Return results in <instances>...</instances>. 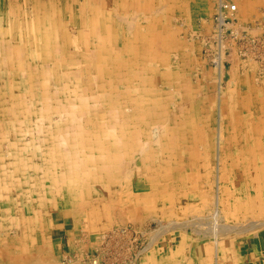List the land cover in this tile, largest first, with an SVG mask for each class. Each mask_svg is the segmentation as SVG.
Returning a JSON list of instances; mask_svg holds the SVG:
<instances>
[{"label":"bare ground","instance_id":"6f19581e","mask_svg":"<svg viewBox=\"0 0 264 264\" xmlns=\"http://www.w3.org/2000/svg\"><path fill=\"white\" fill-rule=\"evenodd\" d=\"M70 1V6L62 11L57 0H24L22 4H27L30 9L29 18L23 13L21 28H19L18 18L17 20L11 19L12 25L9 26L11 31L7 28V31L2 34L5 37L9 35V37L17 36L18 38L21 34L19 29H21L25 37L30 36V39L38 44L33 43V47L41 50L42 47L50 46V42H54L53 28H57V31L62 30L61 22L65 13L71 17V27H75L74 30L79 29L74 34L83 32L84 36L86 33V37L91 38L87 39L89 43L84 45L88 50L94 43V37H102V41L103 38H108L111 44L114 42L122 44L130 54L127 58L129 63L133 62L132 69H146L153 73L160 71L159 64L168 61V54L173 58L176 52L183 50L182 48L186 51H189V47L197 48L205 53V55L200 53L204 61L202 67L204 64L211 65V69L205 71V74L210 77L216 75L217 81L216 94L209 98L207 118L214 115L218 118V122L221 118L222 121L225 119V123H222V126L215 125L213 133H204L203 126L206 125L207 119L199 117L194 106L186 102L187 104L182 105L183 108L180 110L188 117L189 124L194 131L190 133V140L180 141L178 139V144L163 146L158 141V131L156 132L151 123L145 124L144 117H136L138 119L136 124L143 125L144 129L140 128L143 130H122L121 137L125 146L132 136H136L137 141L145 138L150 145L157 147V157L153 155L152 158L151 155H145L143 162L140 161V164L146 167L148 164L156 165L151 173L145 175V179L139 178L140 176L136 173L129 172L120 173L116 178L115 173L119 191L117 193L113 191L114 194L109 193V197L113 198V203L117 202L127 207L125 212L122 211L123 213L118 215L127 220L131 219L138 226L120 224L108 231L100 232V229L104 228L108 222L110 223V220L113 221V210L110 212L109 208L101 205L102 209L98 211L95 209L96 211L93 210L91 214L87 207H93L94 203L90 200L96 197L95 192L89 188L90 186L86 187L82 184L80 188L77 186L80 173H74L71 179L65 181L58 180L57 175L54 174L46 178L45 184L43 181L41 184L39 182V184L28 183L26 191L21 189L22 196L23 192L32 194L42 189L44 194L41 192L39 195H34L37 200L32 202L36 204L37 212L30 207L31 201L25 199L27 193L23 199L18 193L21 197L15 201L11 199L15 188L10 187L6 179L3 182L4 186L0 182V264H228L233 243L237 241L232 238L241 235L245 239L249 237L245 235L248 231L253 232L249 233L250 236L264 231V0ZM17 3V0H0V5L9 6L8 11L15 16H17ZM5 16L0 15L3 17L2 20ZM1 31L2 29L0 34ZM181 36L185 37L187 42H184ZM69 37L77 38L70 34ZM71 38L70 40L73 39ZM179 45L182 48H178ZM105 49V45L100 46V55L96 59L101 66L108 62L107 54H102L107 53ZM72 52L75 51L72 50ZM224 62L231 65L226 72L222 71ZM169 69L171 73L172 67ZM170 73L164 74L166 75L164 77L160 72L156 78L165 88L170 87L173 90L175 84L171 81L175 79L172 78L175 72H172V75ZM107 74L109 78L111 74ZM153 75H147L146 79L152 82ZM164 79L171 80H166L168 83L163 82ZM16 82L17 80H12L11 86H8L9 88L6 86L8 88L6 90L7 100L13 98L14 91L19 92V87L14 86L18 84ZM240 85L242 86L240 90L239 87H235ZM109 86L114 87L111 83ZM135 90L133 89L126 96L120 95L118 99L121 102L133 100L138 103L137 106L139 103L145 105L141 97L143 100L150 98L146 99L142 94L138 95V90ZM152 92L155 93V91L150 92V103L157 104L159 100L152 98ZM181 99L184 101L183 97ZM200 99L203 100V98ZM209 126L206 125V127ZM101 133L106 134V132ZM98 144L100 146L92 150L94 153H102L96 164L98 168L104 166V162L112 165V162L119 161V159L113 161L118 155L109 149L108 144L101 142ZM164 154L170 156L166 158L165 165H162L160 163L163 161L160 162L158 156ZM212 159L214 160L213 174L210 168ZM52 168L54 169L53 166ZM156 169L159 171L154 173ZM7 175L6 172H0V178L7 177ZM98 180L101 183L102 180ZM111 183H113L112 180ZM57 184L59 185L58 190L55 187ZM98 187L100 192L105 191L100 186ZM103 187L105 188V184ZM106 193L104 192V198H106ZM114 207L117 208L115 205ZM145 212L150 214L142 218ZM19 213H22L21 216ZM99 215V218L104 217L106 220L98 224L96 220ZM56 220L67 225L69 223L74 225L73 235L68 233L65 235L68 255L60 254V250L54 252V243L50 241L52 234L61 233L62 228L54 223ZM144 221L154 223L155 226L153 229L143 227L145 226L142 225ZM14 228H17V231H14ZM166 233H171L172 236L169 237V241L167 240L168 244L160 249L157 244L158 240ZM140 238L144 239L142 248L138 246ZM172 244L176 246L172 247Z\"/></svg>","mask_w":264,"mask_h":264},{"label":"rangeland","instance_id":"374dc122","mask_svg":"<svg viewBox=\"0 0 264 264\" xmlns=\"http://www.w3.org/2000/svg\"><path fill=\"white\" fill-rule=\"evenodd\" d=\"M17 1H18V3L16 4L17 16L10 14V12L8 11L9 6L5 7V5H0V9H1L0 15L1 14H4V16L7 15L5 16L3 20L1 19L3 17H0V30L2 29L1 34H0V46H1L0 47V69H1L0 70L1 71L0 73V169L1 171L6 172V174H8L7 177L0 178L1 184L5 182L4 181L5 179L6 181L8 180V185L10 187L15 188L14 189L15 193L13 194L11 199L16 201V200H19V197L22 196L20 192H22V190L26 191L28 183L30 184L40 183L41 184L44 182L45 184L46 183L45 181L48 179V177L54 174L57 175L58 180L65 181V180L71 179L74 173L75 174L80 173L81 176L77 182V186L79 188L81 184L82 186L85 185L86 187L90 186L89 188H91L92 191L95 192L96 197L90 200L92 203H94L93 207H87L88 210H90L91 214L93 210L98 211L99 209H102L101 205H104L103 207L109 208L110 212H112L113 210L112 212L113 213L112 216L114 217V218L112 217L113 221L111 222V220L109 219L110 223L109 222L107 223V225L105 226L106 228L105 227L101 228L100 232L104 230L108 231V229L114 226H118L120 224L122 225L126 224L128 226L133 224L135 226H138L137 223H133L131 219H128L130 220L131 222L130 223L126 218H123V216L118 215V214L121 215L123 212H125L127 210V207L126 205L123 206V205L117 204V202L113 203L114 202L112 200L113 198L109 197V193L111 192L113 193V191L117 193L119 191L118 186L116 185V182H117L116 178H118L117 175L120 173H123V172L124 173H127V172L136 173L137 176H140L139 178L145 179V175L147 173H151L153 167H155L156 165L148 164L146 167L143 164H140V161L143 162L145 155H149V156L151 155L152 158L154 156L157 157V147L154 145H150L149 141L145 140V138H142V139L140 138V140L137 141L136 136L135 137L132 136L131 137L132 139L130 140V142L126 143V146H125L124 140L121 137L122 130H132V131L143 130L144 129L143 125L141 126L139 124H136L138 121L136 117L138 118L144 117L143 122H145V124L151 123L152 126L156 129V132L158 131L157 132L159 136L158 141L163 146L173 145V143H177L178 139L180 141H182V139L190 140V137H189L190 133H194V131L192 130L189 124V121H188L189 119H187L188 117H186L183 113H181V110H180V108H183L182 105L187 104V103H191L194 106V109L197 111V114L200 115L199 117L207 119L206 125H210V126L209 127H206V125L203 126L204 133L208 134V133L215 132V128H216L215 125L220 124V126H222V123H225V119L222 121V119L219 118V122H218V118L214 115L213 117L210 116L207 118L208 105L210 101L209 98L211 96L214 97L216 94L217 81H216V75L210 77L205 74V71H209V68L211 69V65L209 64H204V67H202V64L204 62L202 55H205V53L203 51L200 52V50L199 49L197 50V48L191 49L190 47H189V51H186L184 50V48H182L181 45H179L178 48H182L183 50L176 52L175 53L176 56L173 55L174 56L173 58L171 57L170 54H168V58H169L168 61L164 62L163 64H159L160 66L159 72L154 71L155 73L154 74L150 70L147 71L146 69H139V70L132 69L131 67L133 65V62L129 63L128 58H127L128 55L130 54L127 53V51L123 48L122 44H118L114 42L113 43L114 45H113L110 43L108 38H103V41H104L103 42L101 39L102 37H99V38L94 37V43H92V46L89 47V50H88L84 45L88 44L89 42L87 41V39H91V38L86 37V33L84 36L83 32L79 34L78 33L74 34L75 31L77 32L79 29L76 28V30H74L75 27L74 28L71 27V20H70L71 17H69L65 13H64V19L61 22L62 30L57 31V28L52 29L54 42H50L49 44L50 46L42 47V49L39 50L38 48H34L32 45L33 43L36 45L38 44L34 42L33 39L31 40L30 36L25 37L22 34L21 29H19L21 33L18 36L19 39L17 38V36L9 37L8 35L5 37L4 34H2V32L7 31V28L8 30L11 29L9 27L10 25H12L10 21L11 19L17 20L18 18L19 20L17 21L19 24V28H21L22 19H23L22 15H24L23 13H25V15L29 18L30 9L28 5L22 4L24 0H17ZM57 3L59 5V8L62 11H64L65 8H68L70 6L71 1L70 0H57ZM75 12H77V10H75ZM70 28L73 30L71 31ZM69 34L74 37L77 36V38L74 39L72 37L73 38L72 39L71 37H69ZM70 38L73 41L70 40ZM181 38L184 40V42H187V39L185 37L181 36ZM59 41H60V44H59ZM101 45H105V48L107 49V53L104 52L102 54L103 55L107 54L106 56H108L107 58L108 62L104 66H101L99 61L96 60L98 56L100 55L99 49ZM83 47L85 48L83 49ZM72 50L75 52H72ZM84 54L87 56H85ZM1 59H4V60H1ZM78 64H80V66ZM96 64L98 65L95 66ZM153 64L151 65L153 66ZM70 65H72V67L74 65V67L72 68ZM170 67H172V72H175V74L172 75L171 74L172 72L170 73V69H169ZM228 68H229V63L224 62L222 71L226 72ZM160 72H162L163 75L170 73L172 75V78H175L174 80L172 79L171 81L175 84V86L173 87V90H171L170 87L165 88V86L161 85V83L158 81L159 79L156 77L157 75L159 76ZM13 73L15 74L14 76H13ZM107 73L111 74L109 78H108ZM21 74H23L22 77H21ZM59 74H60V78H59ZM147 75H153L152 77L154 78L152 79V82L148 81L150 79L148 80L146 79ZM165 76L166 75H164V77ZM69 77H71V79ZM77 78H78V81H76ZM93 78L95 79V81ZM12 80H17L18 84L16 82L17 85H14V86L19 87V92L17 93V91H14L12 93L13 98L11 100H7L6 90L11 86ZM166 80L170 81L171 79H164L162 81L165 82ZM109 83H111V85H113L114 87L110 88ZM6 86L7 87L9 86V87L7 88ZM133 89H136L135 91L138 90L137 91L138 95L142 94L143 97H146V99L147 98L151 99L150 92L155 91L156 94L152 92L154 96V97L152 96V98H157L159 101H157V104L150 103V99L143 100L141 97V100L143 101V103H145V105L139 103V106H137L138 103H136L133 100L128 101V102H121V100L118 99L120 95L126 96V94L130 93ZM173 92H175V94ZM133 93L137 94L136 92H133ZM80 96H81V99H80ZM181 96L183 97L184 101H182ZM200 98H203V100ZM109 102L111 103V105ZM86 103L88 104L86 105ZM125 104L128 107L124 106ZM107 106H111V107H107ZM166 106L168 109L166 108ZM130 117L132 119H130ZM167 118H168V122H167ZM159 125L161 127H159ZM140 128H143V129H140ZM101 132H106V134L104 135ZM224 134L226 135L227 132L225 131ZM99 142L108 144L109 149L110 150L112 149L111 151L115 155H118V157L115 158L113 161H116L117 159H119V161L117 160L116 163L112 162L111 163L112 165H107L108 162L107 163L104 162L105 165L102 166L101 168H98L96 164H98L99 155L102 153L101 152L94 153L92 152V150L100 146V144H98ZM1 144L3 145L5 149L2 147ZM36 150L38 151V153ZM165 153H167V151H165ZM107 155L108 154L106 153V156ZM168 155L169 154L158 156L159 157L158 159H160L159 161L160 162L163 161L160 164L165 165L164 162L166 158L170 156ZM41 156L43 159L41 158ZM44 161L45 163H43ZM17 162H20V163H17ZM26 166L28 168H26ZM41 166H43V168ZM52 166L54 167V169L52 168ZM210 166H211L210 168H212V174H213V166H214L213 159H212V162H210ZM37 167L41 169H38ZM128 169H131V170H128ZM158 171L159 170L156 169L154 173ZM83 172H85L86 174ZM114 174L116 175V178ZM16 176H18V178ZM98 179L102 180L101 183ZM87 180L88 181L90 180V182H88ZM111 180L113 183H111ZM30 181H33V182H30ZM104 184H105V188L103 187ZM98 186L105 189V191L100 192L101 190L99 191L100 188ZM55 187H57L56 190H58L59 185L57 184L55 185ZM109 187H110V190H109ZM41 192H42V189L36 190L32 194L23 192V196L27 193L25 195V199L31 201L30 207H33L35 209L34 212H37V209H36L37 206L36 204H32V202L37 200V197L35 198V196L39 195ZM104 192L105 193L107 192L106 198H104ZM18 193H20L21 196H18ZM23 196H22V199H23ZM62 196L63 195L61 194V197ZM114 205L117 207L116 209ZM21 214L22 213H19L20 216ZM149 214L150 213L145 212L144 214H142L141 217L145 218ZM99 217L100 215L98 216V220H96L98 224L100 223V221L106 220V218L104 217L102 218H99ZM9 223L11 225H14V223H11V222ZM54 223L63 229V231L61 229L60 234L55 233V234H52L51 236L50 241L54 243V250H55L54 252H58L60 250L61 252V253L59 252L60 254L68 255L69 253L67 251V242L65 239L66 238L65 235L67 233L68 234L73 233L72 229L74 225L71 223H69L68 225L64 224L60 220H56ZM113 223L115 224L117 223V225ZM147 223L148 222L144 221L142 225H145V226L143 227L153 229V227L155 226L154 223L153 224L152 223L147 224ZM14 226H17V225H14ZM16 229L17 228H14V231H17ZM249 233L252 234L253 232L248 231L245 234L246 237L248 236L250 237ZM171 236H172L171 233H166L160 238L161 240L160 239L158 240L159 242L157 244L158 246H160V249L162 247H165L168 244V241H169L168 239H170L169 237ZM239 237H235L232 239L239 240L242 238L241 235ZM74 240H78V239H74ZM143 240H144L143 238H140L138 242L139 248L143 247ZM58 244L59 246L57 247ZM174 246L176 245L172 244V247ZM127 263H128V260H127Z\"/></svg>","mask_w":264,"mask_h":264},{"label":"crops","instance_id":"0c3cea01","mask_svg":"<svg viewBox=\"0 0 264 264\" xmlns=\"http://www.w3.org/2000/svg\"><path fill=\"white\" fill-rule=\"evenodd\" d=\"M235 87H239V90L242 89L241 85ZM228 264H264V231L235 241Z\"/></svg>","mask_w":264,"mask_h":264}]
</instances>
